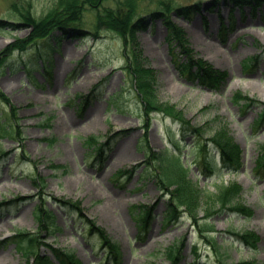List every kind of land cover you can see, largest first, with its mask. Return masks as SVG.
<instances>
[{"label":"rangeland","instance_id":"obj_1","mask_svg":"<svg viewBox=\"0 0 264 264\" xmlns=\"http://www.w3.org/2000/svg\"><path fill=\"white\" fill-rule=\"evenodd\" d=\"M131 1L139 16L156 10L165 12L164 2L172 6L198 2L211 8L203 10L205 18L195 12L189 18H176L175 11L170 13L173 23L187 30L193 60L185 61L179 52H171L159 21L154 22L153 28L148 26L135 33L137 48L129 53L140 54L144 66L153 71L158 100L181 110L192 125L202 127L204 136L224 127L241 146L243 169L230 174L219 169L218 152L207 151L213 157L215 175L211 177L198 176L194 158L199 154L190 150L193 135L184 134L177 152L190 165L189 175L198 179L204 198L210 195L208 202L220 184L237 181L242 186L239 200L250 206L253 214L246 217L227 210L213 214L210 221L215 230V249L206 246L192 225L193 219L186 215L164 225L168 197L144 170V117L133 82L122 69L125 58L120 38L112 31H102L96 39L63 38L55 45L50 37L54 52L50 53L47 66L49 79H44L37 69L28 70L27 64L38 54L32 45L25 52L14 51L0 71V90L16 108L14 128L18 126L20 131L18 135L12 133L13 137H0V153L6 154L0 161V203L10 202L0 208V264H22L12 238L23 230L48 236L46 242L73 253L80 264H170L162 252L177 244L181 248L179 264L192 261L193 245L199 260L207 264H264V173L257 175L255 171L258 149L264 146V120L257 122L258 114L264 112V1L255 8L249 3L242 7H214L211 0ZM97 2L91 7L84 5L80 25L87 30L94 29L98 8L116 5L115 0ZM56 3L0 0V19L5 21L0 25V51L30 32L23 14L30 11L34 17H42ZM229 22H233L232 27H227ZM222 23L225 27L220 34ZM36 45L45 48L47 43L37 41ZM257 54L255 61H248ZM197 59L213 69L227 71L218 90L181 75L182 64L192 63L191 70L195 71ZM236 92L255 98L258 103L243 109L242 102L234 98ZM87 95L86 105L77 112L78 102ZM0 120L5 124L12 122L5 102H0ZM178 128L177 121L169 117L150 115L146 133L150 146L158 152L172 150L167 131L179 139ZM92 136L104 145L101 154L96 152L93 141L89 142ZM135 163L137 166L130 173L121 176L118 172ZM59 200L79 201L84 217L60 207ZM141 205L151 209V220L146 225L138 218ZM39 207L51 212L41 215L47 230L38 226L34 216ZM87 219L103 228L118 246L116 261L114 257L107 258L95 232L87 235ZM228 230L255 231L259 236L256 247L243 245ZM38 249L42 254H51L50 246Z\"/></svg>","mask_w":264,"mask_h":264},{"label":"trees","instance_id":"obj_2","mask_svg":"<svg viewBox=\"0 0 264 264\" xmlns=\"http://www.w3.org/2000/svg\"><path fill=\"white\" fill-rule=\"evenodd\" d=\"M98 0H56V7L49 10L42 17H34L30 11L23 14L24 23L28 27H31L30 32L24 38H16L13 42L9 43L3 50L0 51V71L5 63V59L8 58L14 51H24L29 45H34L38 40L47 41L55 30H58L60 35L71 34L74 37H84L87 34L86 30L80 25V21L83 18L84 5L92 6L97 5ZM225 4L242 6L244 3L252 4L253 7L261 4L264 0H225ZM115 7L102 6L99 11L96 10L95 17L96 21L94 24V32L91 35H98L101 30H109L114 32L121 40L122 49L125 53L126 62L123 67L126 73L134 81L136 94L140 101V108L143 111L146 118L152 112H159L173 120L178 121L180 124V132L182 136L185 133H190L195 138V150L200 153V159L204 160V166L207 161L209 162L208 156L205 155L207 150V143L202 140V128L200 126H194L189 120H186L183 116V112L178 110L174 105L169 103L160 102L155 94V88L152 81L153 71L149 67L144 66L143 60L135 54L130 58L127 55V50L135 48L138 44L135 33L136 31L145 29L148 25H153L155 19L161 21L166 29V38L174 42L179 52L186 57V59H192L193 49L189 46V41L186 36V31L182 27L175 26L170 18L171 11H175L177 17L183 16L184 18L189 17V13L194 9L200 13L199 3H195L192 6H172L164 2V8L166 11H152L149 15L137 14L136 8L131 0H118L116 1ZM210 3L216 7L220 4V0H211ZM208 7V6H207ZM208 9H211L208 7ZM5 22H0V25ZM223 28V25H221ZM57 37V36H56ZM173 47V46H172ZM39 49V48H38ZM197 64H205V61L198 60ZM189 69L187 72L191 78L194 76L198 82L202 85H206L210 88H218L225 80L226 73L210 68L205 64L204 70H198L195 74L190 71L191 64L188 63ZM199 66V65H197ZM236 97H241L253 102L254 100L248 96H243L239 92L235 94ZM0 100L5 101L11 111L12 118L16 119V108L9 102L6 96L0 91ZM263 113L260 117L262 118ZM145 118V126H147ZM13 131V124H1L0 123V135L7 136ZM16 134L19 130H15ZM13 133V132H12ZM210 143L220 153L221 161L226 169H239L242 165V151L239 145L232 139L229 133L223 128L214 132L213 135L207 138ZM90 140H94L92 137ZM174 145L177 144L178 140L174 141L171 139ZM143 147L146 151V158L144 160L147 174H151L153 177L158 179L161 190L166 191L167 207L164 214L166 224L173 220H177L183 214H189L193 220L198 214V208L201 206L200 201L203 197L198 184L193 181L188 175V167L181 161L180 156L175 153L157 152L154 151L147 141V136L144 135ZM102 151V149H100ZM4 154H0V158ZM135 167V166H134ZM133 167V168H134ZM208 170V167L206 166ZM210 171V170H208ZM241 186L236 182H229L219 187L216 194L211 196V201L208 202L210 195L204 199V206L202 211L204 216L207 218L212 215L216 210H230L238 212L244 215H250L251 210L244 203L238 201L236 198L239 196ZM60 207L67 208L69 212L82 215L79 201L71 200H59ZM49 211V210H48ZM46 209L39 207L35 211V218L38 220L39 227H45L47 230L46 223L41 219V215H48ZM46 212V213H45ZM45 213V214H43ZM139 218L141 221L146 222L150 220V209L143 208L139 209ZM90 226L91 232L97 231L98 236L102 244L107 246L108 254L110 257H116L117 246L110 241L106 232L99 227H95L92 222L87 224ZM42 229V228H41ZM213 230L211 225L206 224L201 228V232L205 231L203 237L209 239L212 245H215V241L207 233ZM235 236L242 242L250 245H254L257 240V235L253 232H242L235 234ZM16 246L21 253L24 263L22 264H52V260L48 255L39 254L38 246L49 245L44 242L42 235H33L31 232H19L15 237ZM215 247V246H214ZM52 256L59 264H80L72 253H69L61 248H54L50 246ZM166 258L171 264H177V252L173 247H168L164 250ZM115 253V254H113ZM194 254H197L194 252ZM33 256V262L30 263V257ZM116 260V258H115ZM186 264H199L198 261H193ZM242 264H248L242 262Z\"/></svg>","mask_w":264,"mask_h":264},{"label":"bare ground","instance_id":"obj_3","mask_svg":"<svg viewBox=\"0 0 264 264\" xmlns=\"http://www.w3.org/2000/svg\"><path fill=\"white\" fill-rule=\"evenodd\" d=\"M156 21H158V19H155ZM32 50H34V49H32ZM36 51H40L39 49H35ZM26 51V50H25ZM12 54H14V53H12ZM12 54L8 57V58H10L11 56H12ZM8 58H6L5 59V62L8 60ZM88 97H89V95H87L85 98L86 99H88ZM1 229V228H0Z\"/></svg>","mask_w":264,"mask_h":264}]
</instances>
